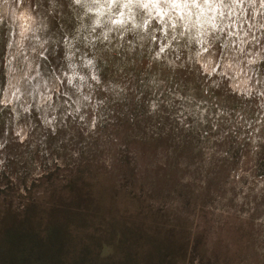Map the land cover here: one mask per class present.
I'll use <instances>...</instances> for the list:
<instances>
[{
    "label": "rangeland",
    "instance_id": "obj_1",
    "mask_svg": "<svg viewBox=\"0 0 264 264\" xmlns=\"http://www.w3.org/2000/svg\"><path fill=\"white\" fill-rule=\"evenodd\" d=\"M173 84L159 99L130 93L91 130V114L55 133L33 114L36 127L21 142L11 122L5 134L7 113L0 115V226L29 212L44 229L45 211L65 205L83 215L70 224L75 241L105 243L102 260L264 264L258 109L219 91L205 95L195 73L179 72ZM152 100L160 107L150 114ZM201 101L212 105L203 115ZM217 103L228 116L217 115Z\"/></svg>",
    "mask_w": 264,
    "mask_h": 264
},
{
    "label": "clouds",
    "instance_id": "obj_2",
    "mask_svg": "<svg viewBox=\"0 0 264 264\" xmlns=\"http://www.w3.org/2000/svg\"><path fill=\"white\" fill-rule=\"evenodd\" d=\"M179 72L201 78L205 95L254 102L264 127V0H0V115L21 142L33 114L53 133L91 114V130L130 93L175 91ZM200 104L202 115L212 106Z\"/></svg>",
    "mask_w": 264,
    "mask_h": 264
},
{
    "label": "trees",
    "instance_id": "obj_3",
    "mask_svg": "<svg viewBox=\"0 0 264 264\" xmlns=\"http://www.w3.org/2000/svg\"><path fill=\"white\" fill-rule=\"evenodd\" d=\"M45 213L48 220L44 229L40 226L41 216L29 212L23 216L11 215L9 223L0 226V264H119V260H102V252L107 248L102 239L75 241L70 224L83 216L78 210L62 205ZM123 261L128 263L122 264H138L129 256Z\"/></svg>",
    "mask_w": 264,
    "mask_h": 264
}]
</instances>
